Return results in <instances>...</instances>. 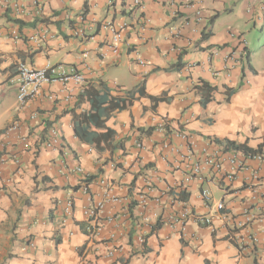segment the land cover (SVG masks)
Returning <instances> with one entry per match:
<instances>
[{
    "label": "crops",
    "instance_id": "obj_1",
    "mask_svg": "<svg viewBox=\"0 0 264 264\" xmlns=\"http://www.w3.org/2000/svg\"><path fill=\"white\" fill-rule=\"evenodd\" d=\"M236 1L146 0L142 9H133V0H115L112 5L109 0H0V264H264V164L248 162L231 183L211 167L205 168L203 181L185 183V175L168 165L176 154L168 153V162L162 159L167 154L162 151L164 144L185 149L176 132L193 136L200 159L205 150L229 157L216 140L228 139L252 149L262 146L264 151V1L240 4L249 22L248 7L262 13L260 23H250L262 30L261 35L247 41L231 21L239 7ZM197 11L202 12L200 17H195ZM226 14L227 19L219 21ZM217 15L210 27L212 36L201 43L202 29ZM81 16L84 20L79 23ZM104 23L126 25L127 45L117 56L105 47ZM246 47L250 66L239 59ZM225 56L233 60L226 63ZM178 62L184 64L181 71H165ZM20 63L34 68L47 63L77 66L85 83L75 90L72 85H45L34 100L19 108ZM121 66L133 67L136 83L131 89L103 79L111 67ZM200 79L217 89L206 107L195 89ZM142 82L147 97L109 116L106 126L116 135L103 151L80 142L73 116L89 108L80 96L85 86L102 85L112 96H121ZM227 91H231L228 101ZM162 94L165 100L155 106L149 96ZM34 114L36 122L31 118ZM163 120L168 130L158 128ZM14 124L31 142L29 150H24L17 135L7 134ZM51 127L61 130L72 153L65 159L66 169L61 166L62 153L43 147ZM151 127L152 133L141 131ZM137 142L145 148L139 150ZM90 147L93 153L88 152ZM76 165L94 177L91 197L80 190L81 177L72 172ZM254 172L260 177L254 183L258 195L250 185ZM145 178L166 192L168 202L165 208L150 205L145 215L158 213L164 221L184 209L210 214L212 209L201 198L204 188L211 191L214 203L224 202L230 216L251 207L260 220L240 234L252 233L255 247L239 251L229 239L231 226L218 218L209 228L190 220L185 238L165 222L157 227L155 221L143 225L144 210L128 200L144 186ZM110 196L122 201L107 203L102 217L119 218L105 222L98 237L89 241L84 209L90 201L102 203ZM69 198L74 208L66 217ZM108 246L116 249L114 259L104 256Z\"/></svg>",
    "mask_w": 264,
    "mask_h": 264
},
{
    "label": "built area",
    "instance_id": "obj_2",
    "mask_svg": "<svg viewBox=\"0 0 264 264\" xmlns=\"http://www.w3.org/2000/svg\"><path fill=\"white\" fill-rule=\"evenodd\" d=\"M115 0H109V4L112 5ZM146 0H133L132 7L133 9H142L143 4ZM174 3L180 0H171ZM34 5H40L37 1L33 2ZM16 10L18 11L19 5H15ZM262 11L264 7L261 5ZM202 14L201 11L195 13V17H200ZM247 14L249 20L252 23H260L262 14L260 11H257L256 7L250 6L247 9ZM84 18L81 16L77 19L79 23H82ZM102 28L108 32V37L105 40V47L113 55H118L121 48L126 44L125 41V31L126 25H114L113 23H104ZM80 33V32H78ZM127 45V44H126ZM87 56V55H86ZM140 60V63H143ZM233 60L230 56H225V62ZM235 61V60H234ZM236 62V61H235ZM224 70H228L227 64L224 67ZM16 83L18 85V94L17 102L18 107H25L30 101L34 100L39 94L42 88L45 85L52 84H62L64 87L72 85L73 89H80L84 83V75L80 72L77 66H66L63 64L52 65L47 63L42 68H34L29 63H20L18 66V72L16 77ZM67 90H63L66 92ZM70 98L67 96L66 99ZM50 99H55V97H50ZM33 121H38L36 114L32 115ZM167 121L163 120L158 128L160 130H166ZM20 127L17 124L10 126L7 129V134H15L18 137V140L23 145L24 150H29L32 147L31 142L28 137L20 133ZM176 137L185 142V149L175 148L171 144L162 145V151L167 153L162 156V159L168 162V153H175L176 157L173 158L168 165L170 169L174 172H181L185 175V183H189L192 180L203 181L204 176L203 172L206 167H211L212 171L220 175L223 180L231 183L235 180V177L238 172L245 170L247 168L248 162L254 161L259 164H264V151H260L254 154H245L241 151H227L230 152L229 157H219L218 153L209 154L206 150L203 151L202 157L196 154L195 151V141L193 136L187 133L176 132ZM215 142V141H213ZM216 143V142H215ZM217 144V143H216ZM136 146L139 150H143L141 142H137ZM43 147L49 151L60 152L63 154V160L61 161V166L66 169L67 163L65 159L68 156H71V151L67 145L64 135L58 127H51L46 136V139L43 142ZM206 149H208L206 147ZM89 153L94 152V147H90L88 150ZM216 152V151H215ZM141 161L139 158L136 159V162ZM16 164L18 163L15 159ZM3 163V158L0 157V164ZM115 166V165H112ZM114 168V167H112ZM72 172L81 177L82 185L80 190L83 194L91 197L90 194V184L87 183V179L91 177L87 174L80 165L73 167ZM259 173H252L251 186L254 194L258 195V192L255 191V185L259 181ZM102 184L105 185V182L102 181ZM166 192L159 191L154 185L151 179H144V186L141 189H138L135 192L133 198H129L128 204L134 205L137 202V206H140L144 210L142 215V222L145 226L153 225L152 222L155 221L154 225H161L166 223L172 230L179 233L182 237L187 235V224L190 220L196 223L200 227L209 228L212 227L213 222L216 218L221 220L224 223H227L231 226L230 231L232 234L229 235V239L236 245L237 249L241 252H245L250 247H255L257 243V238L252 233H248L245 236H242L240 233L242 231L248 230L256 221L260 220V217H257L253 212L251 207H246L243 209L242 213L236 217L230 216L226 212V207L224 202L214 203L212 193L209 189L204 188L201 192V198L206 207H210L212 212L208 215H197L190 212L188 209L182 211L174 212L168 215L165 218V221L162 218L161 214L152 213L150 215H145V211L150 207V205H155L157 207H167L168 202L164 200ZM122 200L116 196L107 197L102 203L91 202L84 209V217L86 219L85 225V234L88 237L89 241L94 240L100 232L102 231L105 222L111 223L114 220H118L117 217H109L108 219H103L102 214L105 210L107 203H120ZM74 201L72 198H69L65 203L64 215L70 217L73 213ZM154 226V228H155ZM113 239V238H112ZM110 239V240H112ZM104 256L107 259H114L116 257V249L109 246L106 247Z\"/></svg>",
    "mask_w": 264,
    "mask_h": 264
},
{
    "label": "trees",
    "instance_id": "obj_3",
    "mask_svg": "<svg viewBox=\"0 0 264 264\" xmlns=\"http://www.w3.org/2000/svg\"><path fill=\"white\" fill-rule=\"evenodd\" d=\"M215 16L206 27H204L200 33V42H207L212 36L211 26L214 24ZM210 25V26H209ZM249 52L247 47L243 49L242 60H245L246 65H249ZM184 64L178 62L177 64L165 69L166 72H179L183 69ZM145 85L142 82L139 86L131 91H127L121 96H112L110 92L104 87H95L93 85L85 86L84 91L81 93V101H85L89 104V108L83 111L81 114L73 116L74 132L75 136L83 144L94 146L97 150L103 151L115 138L116 133L106 126L109 116L115 111H123L132 106L135 102L143 97H147L144 89ZM199 96L200 104L206 107L214 100V93L217 91L216 87H213L204 80H199L198 85L195 86ZM231 91H227V101L229 100ZM150 100L155 106L165 100V94L159 97L149 96ZM142 132L149 134L155 131V128L142 129ZM217 144L222 145L225 151H241L245 154H254L262 151L263 147L260 146L257 149H252L247 144H237L234 141L228 139L216 140ZM94 177H89L87 183H91ZM161 226V225H159ZM57 238V237H56ZM60 239H56V243H59Z\"/></svg>",
    "mask_w": 264,
    "mask_h": 264
},
{
    "label": "rangeland",
    "instance_id": "obj_4",
    "mask_svg": "<svg viewBox=\"0 0 264 264\" xmlns=\"http://www.w3.org/2000/svg\"><path fill=\"white\" fill-rule=\"evenodd\" d=\"M264 1V0H263ZM242 0L236 1L234 4L238 6V9L233 12V17L231 21L233 23L234 28L240 30L244 34V38L247 40H251L254 37H258L261 35V31L259 27H253L252 23L247 21L245 16V8L243 5H240ZM229 14L223 15L219 17V21L221 19H227ZM218 19V18H217ZM251 23V24H250ZM264 31V28H263ZM57 56L53 57V61L56 62ZM109 84H115L118 86H125L129 89L133 88L136 83V79L134 76L133 67L132 69L127 66L121 67H111L108 72L103 77Z\"/></svg>",
    "mask_w": 264,
    "mask_h": 264
},
{
    "label": "clouds",
    "instance_id": "obj_5",
    "mask_svg": "<svg viewBox=\"0 0 264 264\" xmlns=\"http://www.w3.org/2000/svg\"><path fill=\"white\" fill-rule=\"evenodd\" d=\"M181 1V0H180ZM179 2V1H178ZM252 23V22H251ZM257 23V22H256ZM256 23H252V24H256ZM241 43H243V44H245V42L244 41H242ZM240 43V44H241ZM242 53H243V51H242ZM239 59H242V54H241V56H239ZM243 61V60H242ZM236 62H238V61H236ZM199 82V81H198ZM197 85H198V83H197ZM169 129V127L167 126L166 127V130H168ZM262 151H263V149H262Z\"/></svg>",
    "mask_w": 264,
    "mask_h": 264
}]
</instances>
